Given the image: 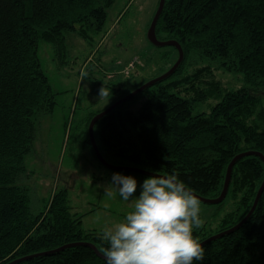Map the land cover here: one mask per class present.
Here are the masks:
<instances>
[{
	"label": "trees",
	"instance_id": "obj_1",
	"mask_svg": "<svg viewBox=\"0 0 264 264\" xmlns=\"http://www.w3.org/2000/svg\"><path fill=\"white\" fill-rule=\"evenodd\" d=\"M115 2L0 0V264L73 242H91L99 251L107 247L100 239L102 229L83 226L67 187L40 201L26 178L37 123L55 110L58 94L43 67L39 43H50L58 58L68 48L69 35L92 46L104 34ZM156 32L180 42L182 63L146 89L149 95L138 110L127 108L129 100L105 114L94 126L96 142L112 163L176 174L192 191L217 197L235 155L247 150L264 154V0H166ZM217 72L232 75L238 85L225 86ZM99 111L84 120L81 131L93 151L89 123ZM263 179L259 156L240 158L226 197L242 191V204L221 218L217 230L203 225L194 236L201 242L238 223ZM203 247L204 259L193 264H264V191L244 225ZM17 264L106 261L93 248L75 245Z\"/></svg>",
	"mask_w": 264,
	"mask_h": 264
},
{
	"label": "rangeland",
	"instance_id": "obj_2",
	"mask_svg": "<svg viewBox=\"0 0 264 264\" xmlns=\"http://www.w3.org/2000/svg\"><path fill=\"white\" fill-rule=\"evenodd\" d=\"M158 3L159 0H116L104 34L92 46L76 34L69 35L68 48L60 58L50 43H39L43 67L58 94L55 110L42 115L37 123L34 150L27 157L30 174L26 181L40 201L67 187L70 204L75 212L83 214L85 228L102 229L105 224L122 221L133 210L131 201H124L118 194L106 195L114 173L137 179L138 189L132 199L139 197L146 179L102 165L90 146L85 145L81 131L90 114L160 76L175 61L177 52L172 46H155L147 36ZM166 55L171 56L170 62ZM131 61L133 66H129ZM219 75L225 86L238 85L232 75L217 72L218 78ZM104 86L107 95L101 99L99 93ZM148 95L145 89L130 100L127 108L138 110ZM210 103L213 101L203 108ZM242 197L240 191L235 196L228 195L219 205L201 201L206 229L217 230L221 218L242 204Z\"/></svg>",
	"mask_w": 264,
	"mask_h": 264
},
{
	"label": "clouds",
	"instance_id": "obj_3",
	"mask_svg": "<svg viewBox=\"0 0 264 264\" xmlns=\"http://www.w3.org/2000/svg\"><path fill=\"white\" fill-rule=\"evenodd\" d=\"M101 99L107 95L100 89ZM139 197L134 176L114 173L106 195L118 194L133 210L117 223L105 224L100 239L106 264H193L205 248L194 236L203 226L201 201L176 174L153 175L142 184Z\"/></svg>",
	"mask_w": 264,
	"mask_h": 264
},
{
	"label": "water",
	"instance_id": "obj_4",
	"mask_svg": "<svg viewBox=\"0 0 264 264\" xmlns=\"http://www.w3.org/2000/svg\"><path fill=\"white\" fill-rule=\"evenodd\" d=\"M165 2H166V0H159L158 7L156 9L154 17H153V19L151 21V24L149 26V29H148V32H147V36H148V39L150 40V42L152 44H154L155 46H161V47H163V46H174L177 49V51H178V58L173 63V65L168 70H166L163 74H161L160 76L155 77V78L147 81L146 83L142 84L140 87L136 88L132 92H130V93L124 95L123 97L119 98L117 101L112 103L107 108L103 109L102 111H99L98 113H96L92 117V119H91V121L89 123L90 141H91L92 147L94 149V152L96 154V157L98 158V160L105 167H107L109 169H112L114 171L136 172V173H141V174L147 175V176H153V175H156V174L166 176V174H162V173H159V172H154V171H151V170H148V169H144L142 167L132 166V165L130 166V165H123V164H116V163H112V162L108 161L101 154V152L99 150V147H98V144L96 142L95 136H94V126L105 114H107L109 111H111L113 108L119 106L120 104H123V103L131 100L136 95L140 94L142 91H144L148 87L154 85L155 83L167 79L169 76H171L177 70V68L182 63V61L184 59V50H183V47L180 44V42L175 40V39H161V38L158 37L157 32H156V26H157L158 20L160 18V15H161V13H162V11L164 9ZM247 155L259 156L264 161V154L261 151L247 150V151H243L241 153H238L237 155H235L232 158V160L228 164L226 177H225V180H224V185H223L221 193L217 197H206V196L200 195V194H198V193L193 191L194 194L199 198L200 201L205 202L207 204H218V203L222 202L225 199V197L227 195V192L229 190L231 177H232V170H233L234 164L240 158H242L244 156H247ZM263 191H264V179H263V181H262V183H261V185H260V187H259V189L257 191L256 197L254 199V203H253L251 209L248 211V213L238 223H236L232 227H229V228H227V229H225L223 231L214 233V234L210 235L209 237H207L206 239H204L203 241H201L202 246L204 244L210 242V241L216 240V239H218V238H220V237H222V236H224V235H226L228 233H231V232L237 230L238 228H240L242 225H244L249 220V218L251 217L253 212L255 211ZM75 245H86V246H89V247L94 249V251L97 253L98 256L104 258L102 252L99 251V249L95 246V244H93L91 242H88V241H82V242L68 243V244L62 245V246H60V247H58L56 249H51V250H47V251H43V252L31 254V255H26V256H23V257H19V258H16V259H13V260L9 261L6 264H17V263H20L21 261H24L26 259L35 257L37 255L51 254V253H54L55 251L63 250L65 248H67V247H71V246H75Z\"/></svg>",
	"mask_w": 264,
	"mask_h": 264
},
{
	"label": "built area",
	"instance_id": "obj_5",
	"mask_svg": "<svg viewBox=\"0 0 264 264\" xmlns=\"http://www.w3.org/2000/svg\"><path fill=\"white\" fill-rule=\"evenodd\" d=\"M129 64H130L129 66H133L134 62H133V61H131Z\"/></svg>",
	"mask_w": 264,
	"mask_h": 264
}]
</instances>
